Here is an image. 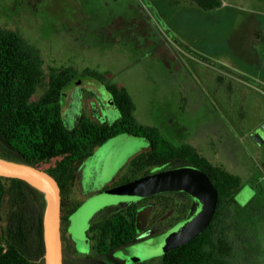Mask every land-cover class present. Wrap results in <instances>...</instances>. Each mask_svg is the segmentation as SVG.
<instances>
[{"label":"rangeland","instance_id":"1","mask_svg":"<svg viewBox=\"0 0 264 264\" xmlns=\"http://www.w3.org/2000/svg\"><path fill=\"white\" fill-rule=\"evenodd\" d=\"M220 2L206 11L192 0H0V27L40 50L45 73L66 66L78 72L62 96L66 125L72 126L80 112L101 123L119 118L103 83L81 75L85 69L95 71L127 90L137 123L158 128L166 139L177 133L182 144L238 176L242 187L234 200L241 209L228 264H264V136L255 132L264 123V0ZM146 147L142 137L108 139L84 164V183L90 185L91 168L106 157L91 189L114 176L117 182L126 174L128 159ZM132 185L100 201L101 195L93 196L100 204L85 212L89 199L72 219L87 215L86 224L99 205L138 201L122 195ZM150 212L149 206L137 212V232ZM8 224L5 212L0 235ZM86 229L69 232L80 244ZM162 239L151 247L132 246L116 260L136 264L155 258ZM82 247L79 252H86Z\"/></svg>","mask_w":264,"mask_h":264},{"label":"trees","instance_id":"2","mask_svg":"<svg viewBox=\"0 0 264 264\" xmlns=\"http://www.w3.org/2000/svg\"><path fill=\"white\" fill-rule=\"evenodd\" d=\"M202 10L221 6L220 0H192ZM82 76L94 77L111 94L119 118L112 124L94 121L83 112L72 126L63 119L61 107L65 88L78 77L70 67L51 68L45 73L40 50L13 30L0 27V160L45 170L61 187V173L75 170L94 149L108 139L127 134L146 138L151 153L169 158L180 152L209 175L218 191L217 211L206 230L191 242L167 253L162 264H228L233 256L232 231L241 207L234 200L241 190L240 178L213 166L190 146H172L157 128L137 123L135 105L123 87L105 81L95 71L85 69ZM53 161V165H46ZM43 195L18 180L0 179V217L8 212L6 232L0 235V264H43ZM133 217L117 214L103 223L98 251L117 248L129 242ZM67 250L64 263L68 264ZM35 262V263H33Z\"/></svg>","mask_w":264,"mask_h":264},{"label":"flooded vegetation","instance_id":"3","mask_svg":"<svg viewBox=\"0 0 264 264\" xmlns=\"http://www.w3.org/2000/svg\"><path fill=\"white\" fill-rule=\"evenodd\" d=\"M90 118L94 121L101 123L97 118L92 115ZM157 130L159 134L163 137V139H165L166 141H168V139L170 140L175 138V140L173 139L175 143L168 141L174 147L180 148L185 145L190 146L188 144H182V141L180 139L181 137H179L177 133H174L173 135L168 134L170 137L166 139L160 133L158 128ZM256 131L259 135L264 136V133L261 130V124L257 127V129H255V132ZM144 139L147 141V147L135 153L128 159L126 163L129 164L127 166L126 174L122 179L118 180L117 182L115 181V176L113 175L114 177H111L108 180L104 181L105 183H98V185H102L99 189L94 191H92L91 189L94 186V182L97 181L98 176L102 175V173L104 172V165H106L107 163H105V160H108V158L106 157L107 159L105 158V160L102 161L100 164H96V166H93L91 168V172H93L94 174L91 175V177H88L91 182L89 186H86L84 181L87 175H85L86 167L84 164H86L88 159L92 157L93 152L89 157L79 162L75 170L66 169L61 173V183L63 184L62 187L64 188V190H67L66 194L69 191L72 192L71 196L65 195L64 197L61 195L62 264L64 263L65 250H67V252L69 253L68 264H125L124 262H118L116 260V254L123 253L124 256H126V254H128L129 248L140 244L150 247L154 246V244H157L158 240L163 237L161 242L162 247L164 239L170 233L176 231L186 220H188L191 216L197 213V211H199L200 209V204L196 200V198L187 194L184 191L162 192L143 198L136 202H129L124 204L121 203L118 205H112L110 201L109 204H105L102 207L99 205L100 203L98 201L92 200V197L97 194L101 195L99 196L100 201L102 199H105L108 193L118 187L128 185L139 179L157 173L178 170L182 168H190L192 170L200 172L215 188V186L211 182V172H209L208 175L206 170L190 163L186 159L187 156L185 154H181L180 152H178V154L174 156H171L169 158L161 157L157 161V158L154 157L151 153L150 142L146 138ZM197 154L200 155L198 152ZM96 168V171H99L98 173H96L95 171ZM215 190L218 196V191L216 188ZM89 199H91L92 202L89 203V206L87 207V209H85V212L87 211L89 213L90 210L96 207L97 203H99V208H97L91 214L89 221L86 224L84 223V218H86L87 215L85 217L81 216L80 218L76 217L72 219L73 214H75L78 208ZM218 200L215 213L218 207ZM145 206H149L151 208V212L146 218V220L140 225V230L137 232L136 215L137 212ZM117 214L126 216L127 214H129L133 217V231L130 230L129 235V237L131 238L126 244H123L122 246H119L114 249L103 251L101 253L98 251L99 249L97 246L100 239L102 225L106 222L107 219ZM82 226H86L87 229L83 233L84 240L82 241L84 242L80 241V245L78 244V240L74 239L75 234L70 233L69 231L72 228L71 232H80ZM83 244L86 245V252L81 253L79 251L80 249L83 250ZM167 253L161 254L160 252L157 257L136 264H162L163 258Z\"/></svg>","mask_w":264,"mask_h":264},{"label":"water","instance_id":"4","mask_svg":"<svg viewBox=\"0 0 264 264\" xmlns=\"http://www.w3.org/2000/svg\"><path fill=\"white\" fill-rule=\"evenodd\" d=\"M264 133V123L261 125ZM259 142L262 140L259 139ZM0 179L18 180L43 195L45 209L42 221L43 264H62L61 190L45 170L0 160ZM122 195L129 201L158 193L184 191L196 198L200 209L163 241L161 254L183 246L203 233L211 223L217 205V192L207 178L196 170L182 168L157 173L133 182ZM126 186V185H125ZM119 191V189H118Z\"/></svg>","mask_w":264,"mask_h":264}]
</instances>
